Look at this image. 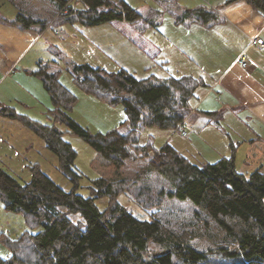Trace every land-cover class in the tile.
Segmentation results:
<instances>
[{
  "label": "trees",
  "instance_id": "16d2710c",
  "mask_svg": "<svg viewBox=\"0 0 264 264\" xmlns=\"http://www.w3.org/2000/svg\"><path fill=\"white\" fill-rule=\"evenodd\" d=\"M9 1L18 11L13 19L2 21L23 30L34 26L45 29L50 24H135L143 19L125 0ZM235 1L239 0H227ZM243 1L264 14V0ZM186 20L208 27L220 21L215 10L205 7L186 9L176 17L178 23ZM34 73L51 98L49 112L54 122L67 125L94 147L101 165L119 173L134 155L145 162L133 184L124 176H102L94 180L92 196L85 197L77 191L81 175L73 168L78 153L56 124L21 114L13 107H1L2 115L20 120L44 139L74 188L65 191L37 166L26 184L0 167L4 205L21 212L29 227L18 238L2 237L12 253L0 256V264H264L263 172H239L235 152L198 165L169 142L156 145L151 136L140 142L148 127L175 131L184 124L197 89L205 84L202 79L157 74L139 78L125 68L108 71L88 63L75 64L72 75L76 85L125 110L122 128L93 133L71 115L78 96L62 82L60 72L40 64ZM150 175L166 180L171 190L155 193L147 183ZM129 190L133 200L151 212L150 220L138 219L119 203L118 197ZM103 196L110 199L105 210L96 203V198ZM185 202L192 205L189 213L180 204ZM77 214L81 216L74 219L72 215ZM197 239L207 240L209 250L194 243Z\"/></svg>",
  "mask_w": 264,
  "mask_h": 264
},
{
  "label": "rangeland",
  "instance_id": "374dc122",
  "mask_svg": "<svg viewBox=\"0 0 264 264\" xmlns=\"http://www.w3.org/2000/svg\"><path fill=\"white\" fill-rule=\"evenodd\" d=\"M126 1L136 7L143 15H146L150 7L161 8L156 0ZM191 1L171 0L172 5L170 6L178 8L177 3L184 6L190 4ZM196 3L198 2L195 0L192 7H195ZM17 11L18 9L11 1L0 0V13L3 18L13 19ZM41 13L45 16L44 11ZM172 13L164 9L163 23L159 27L143 24L141 26V29L145 30L143 33L139 27L141 21L135 25L114 21L98 26H85L80 23L62 26L50 24L45 29L34 26L26 29L30 33L26 35L25 40L17 43L16 48H14V56L12 58L8 56L3 60V64L11 59L14 62L11 66L10 77L3 84L0 92L5 95L7 91L13 88V106L16 111L44 123H55L64 133V139L71 143L78 153L73 168L81 175L77 191L85 197L92 196L91 187H95L93 182L102 176H116L117 178L124 176L133 184L138 180L145 161L139 155H134L119 173H115L111 166L101 165L100 161L95 159L97 152L94 147L81 136L72 133L67 125L54 122L49 112L53 107L51 98L41 78L33 72L40 64L51 71L60 72L62 82L78 96V102L71 115L93 133L106 132L116 127L122 128L121 123L125 118L124 107L122 105L110 106L90 94L86 95V92L73 82L72 68L75 64L88 63L108 71H118L125 68L139 78L151 74L162 75L166 71L169 74L179 76L174 71L177 69L170 70L166 64L164 68L161 67L164 57L174 50V46L168 41L172 32L170 23L171 17H173ZM175 13L179 14L178 9ZM144 36L153 42L161 43L163 45L162 52L159 54L153 52L148 45L149 42H145ZM178 58V56L175 57L176 60ZM184 126L189 134V128L185 124ZM124 128L126 129L125 126ZM150 136L154 137L156 145L169 142L176 145L184 154L187 152L184 149L187 139L181 135L180 129L174 131L148 127L142 131L140 142L145 143ZM262 151L264 155V150L262 149ZM236 154V168L239 172L250 175L259 170L264 173V157H259L260 154H257L256 148L251 147L250 143L242 146ZM226 155L230 156L232 153ZM205 157H207L206 160H202L200 156H197L196 159L200 161L196 160L195 162L207 163L218 159L216 156ZM36 166L65 191L73 190V181L63 173L57 154L47 146L44 139L20 120L0 115V167L20 183L26 184L32 180ZM147 183L152 184L155 193H159L161 190H171L170 184L166 180L155 175H150ZM140 184H142L141 181H139ZM118 201L138 219H151V212L146 211L133 200L132 190L122 193L118 197ZM109 202L110 199L107 196L96 198V203L101 210H105ZM180 204L187 211L186 213L192 209L189 202ZM174 205L175 209L178 210V204L175 202ZM80 216V214L72 215L74 219ZM27 229L29 227L24 215L21 212L8 210L0 195V256L8 257L12 253L2 237L15 239ZM35 231L37 230H32V232ZM194 243L204 250H209V243L205 239L194 240Z\"/></svg>",
  "mask_w": 264,
  "mask_h": 264
},
{
  "label": "crops",
  "instance_id": "0c3cea01",
  "mask_svg": "<svg viewBox=\"0 0 264 264\" xmlns=\"http://www.w3.org/2000/svg\"><path fill=\"white\" fill-rule=\"evenodd\" d=\"M156 2L161 8L150 7L146 15L140 12L143 19L137 23L140 22V29L143 24L159 27L163 23L164 9L173 12L170 21L172 32L168 41L174 46V50L164 57L161 67L164 68L166 64L170 70L177 69L174 70L179 75L177 77L190 75L205 82L197 89L192 110L184 122L190 130L189 134L183 135L180 131L187 139L184 146L187 152L182 153L192 159V162L203 165V161L195 162L197 156L202 160H206L205 156H216L219 160L228 156L226 154L235 152L237 159L238 150L250 143L251 147L256 148L257 154H260L258 156L264 157V46L260 47L252 42L256 37L264 39V14H260L243 0L233 3H228L227 0H196L198 3L195 7H192L195 2L192 0L184 6L177 3L178 8L170 6L171 0ZM196 7L215 10L220 21L211 27L190 20L176 22L178 15L182 16L186 9ZM177 9L179 14L175 13ZM2 18L0 13V89L10 77L14 62L11 59L3 64V60L8 56L12 58L17 43L25 40L30 33L29 30L22 31L17 26L3 23ZM141 31L143 33L145 30ZM144 40L149 42L153 52H162L161 43L153 42L146 36ZM243 54H247L251 60L247 67L240 63ZM176 56L180 60H176ZM162 75L173 74L166 71ZM13 101V88L5 95L0 92V108H14Z\"/></svg>",
  "mask_w": 264,
  "mask_h": 264
},
{
  "label": "built area",
  "instance_id": "2783aa9c",
  "mask_svg": "<svg viewBox=\"0 0 264 264\" xmlns=\"http://www.w3.org/2000/svg\"><path fill=\"white\" fill-rule=\"evenodd\" d=\"M252 42L260 47H263L264 46V39L261 38V37H256L254 39H252ZM240 63L243 67H247L250 63H251V60L250 58L247 56V54H243L241 57H240ZM179 129L181 131V133L183 135H188V132L184 126V124H181L179 126Z\"/></svg>",
  "mask_w": 264,
  "mask_h": 264
}]
</instances>
